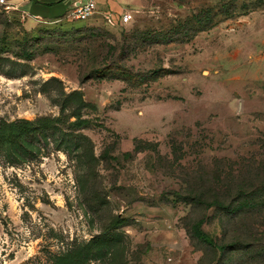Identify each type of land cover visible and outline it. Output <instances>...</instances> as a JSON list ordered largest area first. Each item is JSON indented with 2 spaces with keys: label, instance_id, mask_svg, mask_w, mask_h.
I'll list each match as a JSON object with an SVG mask.
<instances>
[{
  "label": "rangeland",
  "instance_id": "obj_1",
  "mask_svg": "<svg viewBox=\"0 0 264 264\" xmlns=\"http://www.w3.org/2000/svg\"><path fill=\"white\" fill-rule=\"evenodd\" d=\"M6 1L0 264H243L190 230L233 213L191 204L264 182V0Z\"/></svg>",
  "mask_w": 264,
  "mask_h": 264
},
{
  "label": "trees",
  "instance_id": "obj_2",
  "mask_svg": "<svg viewBox=\"0 0 264 264\" xmlns=\"http://www.w3.org/2000/svg\"><path fill=\"white\" fill-rule=\"evenodd\" d=\"M243 182L239 181L234 185V189H231V191L235 190L234 194H231V191L227 194H218L215 190H210V193L214 194L210 201L191 200L193 206L204 209L215 208L221 212L233 213L232 217L234 216L236 220H232L233 234H230L232 237L229 242L225 240L226 228H222L221 237L214 240L204 235L198 229L202 222L201 218L190 226V230L200 238L207 249L214 253L218 252L221 260L230 257L233 251H241L243 264H264V240L257 233L259 222L264 221V182H258L255 186H247L248 188ZM194 190L196 189H189V192ZM200 194L203 193L200 192ZM215 264L220 263L216 260Z\"/></svg>",
  "mask_w": 264,
  "mask_h": 264
},
{
  "label": "built area",
  "instance_id": "obj_3",
  "mask_svg": "<svg viewBox=\"0 0 264 264\" xmlns=\"http://www.w3.org/2000/svg\"><path fill=\"white\" fill-rule=\"evenodd\" d=\"M0 5L4 7L5 10L17 9V7L8 3L6 0H0ZM98 0H73L72 6L67 12L68 16H71L77 20H86L91 17L95 12H97ZM115 17V18H114ZM131 15L128 10L122 11L119 15L114 16L110 10H103L102 18L108 24L118 23L122 25L129 21Z\"/></svg>",
  "mask_w": 264,
  "mask_h": 264
},
{
  "label": "crops",
  "instance_id": "obj_4",
  "mask_svg": "<svg viewBox=\"0 0 264 264\" xmlns=\"http://www.w3.org/2000/svg\"><path fill=\"white\" fill-rule=\"evenodd\" d=\"M34 1H42V0H34ZM55 1H58V0H52L51 2H47V3H53ZM65 1H69V0H65ZM73 1V0H72ZM19 5V4H18ZM20 6V5H19ZM98 7H102L103 9H107V10H110V11H115L114 9V4H111V0H98ZM22 11V10H21ZM24 12V11H23ZM115 12H118V11H115ZM26 14V12H24ZM27 16H29L28 14H26ZM29 17H32V18H42L38 15H35V16H29Z\"/></svg>",
  "mask_w": 264,
  "mask_h": 264
}]
</instances>
